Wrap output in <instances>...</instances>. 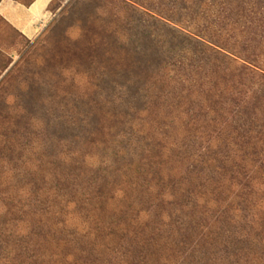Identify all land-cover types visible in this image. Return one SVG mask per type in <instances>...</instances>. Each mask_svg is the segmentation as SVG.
I'll use <instances>...</instances> for the list:
<instances>
[{
	"label": "rangeland",
	"instance_id": "rangeland-1",
	"mask_svg": "<svg viewBox=\"0 0 264 264\" xmlns=\"http://www.w3.org/2000/svg\"><path fill=\"white\" fill-rule=\"evenodd\" d=\"M36 2L0 0V264H264V0Z\"/></svg>",
	"mask_w": 264,
	"mask_h": 264
},
{
	"label": "crops",
	"instance_id": "crops-1",
	"mask_svg": "<svg viewBox=\"0 0 264 264\" xmlns=\"http://www.w3.org/2000/svg\"><path fill=\"white\" fill-rule=\"evenodd\" d=\"M38 4V0H37V2H36V4H35V6ZM44 3L43 2H41V4H40V10H41V5H43ZM35 6L32 8V13L34 14V15H37V16H39V13L40 12H38V11H35Z\"/></svg>",
	"mask_w": 264,
	"mask_h": 264
}]
</instances>
